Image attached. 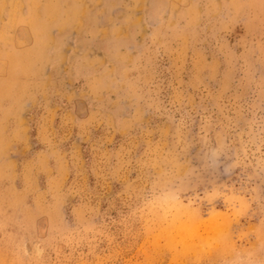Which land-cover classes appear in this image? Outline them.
Returning <instances> with one entry per match:
<instances>
[{
    "label": "clouds",
    "instance_id": "1",
    "mask_svg": "<svg viewBox=\"0 0 264 264\" xmlns=\"http://www.w3.org/2000/svg\"><path fill=\"white\" fill-rule=\"evenodd\" d=\"M0 264H264V0H0Z\"/></svg>",
    "mask_w": 264,
    "mask_h": 264
}]
</instances>
